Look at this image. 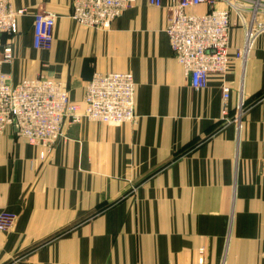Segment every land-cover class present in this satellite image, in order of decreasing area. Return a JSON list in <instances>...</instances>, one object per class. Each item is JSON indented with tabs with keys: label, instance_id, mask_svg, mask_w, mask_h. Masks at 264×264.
Instances as JSON below:
<instances>
[{
	"label": "crops",
	"instance_id": "1",
	"mask_svg": "<svg viewBox=\"0 0 264 264\" xmlns=\"http://www.w3.org/2000/svg\"><path fill=\"white\" fill-rule=\"evenodd\" d=\"M163 1L134 0L103 29L77 23L72 0H12L27 9L2 37L14 82L53 77L83 105L96 71H131L139 118L67 121L51 151L14 126L0 133V212L12 217L0 264H264V30L235 57L251 14L232 9V65L195 89L165 31ZM41 10L57 15L49 49L34 47ZM224 83L230 115L245 103L241 125L222 118Z\"/></svg>",
	"mask_w": 264,
	"mask_h": 264
},
{
	"label": "built area",
	"instance_id": "2",
	"mask_svg": "<svg viewBox=\"0 0 264 264\" xmlns=\"http://www.w3.org/2000/svg\"><path fill=\"white\" fill-rule=\"evenodd\" d=\"M134 0H72V18L79 24L108 29L128 9ZM163 6V0H149ZM217 2L226 6L218 7ZM207 4L204 13L189 9ZM169 21L165 29L178 61L183 65L192 87L207 86L212 74L225 77L232 65L230 17L232 9L241 14L249 12L246 38L235 57L245 58L253 48L257 35L264 30V0H168ZM26 8H15L12 0H0V133L14 126L16 133L33 145H42L45 150L54 149L64 136V125L83 120L101 121L110 124L137 122L135 110V78L131 71H96L87 81L83 105L70 98L68 87L61 80L46 75L23 77L14 82L4 70L5 62L11 63L14 50L3 42L4 34L18 31V20L26 14ZM262 15L263 18H260ZM57 15L41 10L34 18V47L49 49L55 38ZM231 87L224 83L223 115L225 122L241 125L245 111L242 101L233 115L229 114ZM11 215L0 212V231L8 229ZM200 259L205 249H199Z\"/></svg>",
	"mask_w": 264,
	"mask_h": 264
}]
</instances>
